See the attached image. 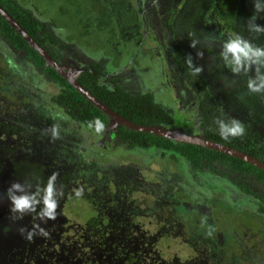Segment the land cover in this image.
Instances as JSON below:
<instances>
[{
	"label": "rangeland",
	"instance_id": "1",
	"mask_svg": "<svg viewBox=\"0 0 264 264\" xmlns=\"http://www.w3.org/2000/svg\"><path fill=\"white\" fill-rule=\"evenodd\" d=\"M139 1L142 6L141 14L145 20L150 21L149 26L161 41L160 45L162 46L165 42L168 47L178 44L179 49L183 51L181 52L184 60L190 53L194 63L203 67L200 74L201 76L205 75L206 80H209L213 85L210 92L212 97L218 99L219 103L224 106L221 112H227L232 117H239L240 120L249 119L264 135V94H248L247 90L240 89L242 77H234L223 66L218 55L222 42L225 40L224 37L227 38V34L219 29L233 25V21H236L235 25H237L240 19L239 14L243 15L246 20L252 14L250 11V5H253L251 0ZM228 11L231 14L230 20L224 23L220 22L222 18L228 19ZM260 21L264 24V19H258V23ZM167 22H171L173 30H176L173 32V36ZM240 25H242L241 31H244L243 22ZM129 28L126 22L122 23L120 29L118 27L112 31L113 34L108 33L103 37L100 35L99 43L103 45L104 50L106 48L110 52L118 50V54L123 56L133 47L129 35L123 38L124 34L129 33ZM145 31L142 33L146 34ZM189 33H194L195 38L199 40L197 48L189 47ZM145 42L152 43L154 39L147 38ZM203 46H206V54L202 58L197 57L196 52L203 51ZM19 58L21 56L10 55L0 45V104L2 106L0 115L2 114V118H7L9 120L7 122L11 126L15 125L14 120L12 117L6 116L13 115L14 117L16 109L28 116L31 100L28 94L22 93L19 97L20 90L17 85H19L18 80L20 79H18L17 73L15 74L17 79H14V71H19V65L17 63L15 65L14 62L22 60ZM132 61L139 66L143 81L149 82L152 79V83H156L157 80L164 78V60L162 62L157 56L150 57L141 51ZM177 81L180 83V77ZM184 82L186 83L185 79ZM204 87L209 88L210 83H204ZM238 102H241L240 106H236ZM254 104L257 105L255 110H259L258 113L247 108V105ZM15 107L18 108L15 109ZM38 113L39 111L35 110L34 118L30 117V119L39 118ZM250 116L259 118V120L255 122ZM14 119L17 120L15 117ZM18 122H16L17 127L19 126ZM1 130L3 131L4 127L0 128V132ZM18 130V135H8L4 139H0L4 143H8L7 140L11 143L10 148H6L3 157L0 158V193H3L13 181L27 180L34 186L43 185L53 172L64 171L65 165L69 166V170L76 176L70 179V188L68 189H65L66 181L57 183L58 187L62 186L63 188V196L57 209V219L42 225L50 232V236L48 238L35 237L32 243L24 240L18 232L21 225L31 226L32 217L25 216L22 221L14 223L9 216V202L0 196V264H136L135 261L138 264H170L167 260H172L176 264H190V240L196 243L202 242L201 246L205 248L200 247L199 252L205 256L206 261L211 262V258L220 251V248H225L224 252L227 250L238 252L239 250L232 232H228L230 236L227 235V238L231 242V246H227L226 243H217V239L221 235L216 231L223 228V231L226 232L227 227H232L234 231H240V223L244 227L250 226L253 231L264 226L262 219L257 220L248 216L242 208L234 210L238 205L228 201V194L224 190L212 193L219 196L214 199V204H211L210 197H204V200L212 207L210 215L215 228L213 231L207 228L205 225L207 222L202 219L203 216L183 209V207H190V202L196 199L191 193L189 194L192 190L191 187H189L190 190L187 188L177 190V193L169 195L161 206L154 209L156 196L153 195L155 194L149 193L142 196L143 194L140 193L143 182L133 183V179L129 178L128 182L122 183L120 171L117 172V176L115 174L107 176L101 170H94L92 167L86 168V163L85 168L75 169L72 159L73 152L77 156L78 142L74 143L72 140L65 147L59 141L57 146L58 139H56L57 144L54 143L55 146L50 148V154H42L37 145L29 144L26 141L25 136H29V134L25 135L20 128ZM67 130L70 131V127ZM49 141L50 143L54 142L50 137ZM24 144L25 148L22 149ZM118 149L122 150V148ZM86 151L83 149L81 154L83 155ZM22 152L26 153L25 156L19 157ZM42 157L47 159V166L40 160ZM137 157L145 160L143 156L136 155H132L131 159L134 160ZM17 159L20 166L16 165ZM159 160L163 161V158L158 157L157 160L145 163L153 164L152 168H146L147 175L151 178H156L155 170L159 167L157 166ZM164 162H166L163 166L165 171L179 168L172 164L173 161H170V158L165 157ZM204 167L214 168L216 175H224L231 182L236 180L230 175H225L226 165L218 163L216 160L208 162ZM67 173H69L68 170L63 172V175H67ZM77 192L80 195H76ZM172 198L176 199L172 200ZM178 202L180 206H183L179 212L174 210ZM137 209H141L143 214L136 216ZM161 210L163 212L160 216L165 224L170 225V232L162 221L154 218ZM196 216H199L197 220ZM87 218L94 219L88 221ZM190 226L198 234L190 235ZM204 230H208L210 233L204 234ZM261 231L263 232V229L257 234ZM122 249L126 250L120 251ZM117 254H119L118 257L115 256ZM129 254L134 255L133 262L129 261ZM139 254L142 257H139ZM113 255L114 258L109 263Z\"/></svg>",
	"mask_w": 264,
	"mask_h": 264
},
{
	"label": "flooded vegetation",
	"instance_id": "2",
	"mask_svg": "<svg viewBox=\"0 0 264 264\" xmlns=\"http://www.w3.org/2000/svg\"><path fill=\"white\" fill-rule=\"evenodd\" d=\"M138 10L141 12L142 6ZM250 11L253 13L252 7ZM43 15L44 14H42V16ZM43 20L46 21L45 28L50 31L42 34V41H38L33 36L32 37L48 52L55 64L58 65L62 71L72 75V77L81 84L86 76H92H90V74L84 75V71H88L90 73H95L94 77L99 84H106L108 87L119 84L126 91L135 95L149 92L156 101L160 102L166 108L168 113L174 115V119L170 122L160 121L161 123L159 122L160 124L158 125L164 126L165 124H174L189 132L205 136L204 127L200 125V121L202 120V116L205 115V112L203 108L199 106L197 99L199 96L196 92H198V89H201L200 93L202 95L211 94L210 91H212L213 85L209 80H206L205 75L201 76V74L197 76L199 82L197 84L195 83L196 86L190 82L187 72L188 66L182 55L183 51L179 49L178 44L173 47H168V45H166L167 42H165L161 46V41L156 37L151 26H149V20H146L147 23L142 31L144 32L146 30V34L141 33L129 37L131 42H133V47L123 56H121L120 53L118 54V50H112V52H110L108 48L104 50L103 45L99 43L100 35L103 37V35L109 33L106 30L107 28H103L102 30L99 29L98 31L94 29L90 33H81L78 31V28V32L74 31L72 37L71 32L68 33V31H66V27L63 28V26H61L62 28L59 29L58 25L49 23L48 18H44ZM125 22L127 24L129 23L128 18L124 20V23ZM167 26L173 36V32L176 30H173L174 27L171 22L168 23ZM42 30H44V28ZM112 31L111 33L113 34L114 32ZM125 36L128 37V34H124L123 38H126ZM147 38L154 39V42H145ZM26 43L29 44L28 42ZM0 45L3 46L10 55L16 57L21 56L19 59H22L19 61L14 59L16 61L14 64L16 65L17 63V65H19V71H14V75L17 73L18 79L21 80H18V89L20 90L19 97L23 93L24 95L28 94L31 98L28 116H33H25V114L16 109L18 107H15L14 117L21 119L18 123L19 126L22 127V130H24L26 126L31 128L33 133L27 137L25 136L29 144L31 143L32 145L38 146V143H42L43 138L44 142L42 145L47 146L48 143H50V136L45 134L46 130L53 125H58L61 135L57 140L58 144L54 141L57 146L59 145V141L62 142V145L65 147L67 143H71L72 140L74 143L78 142L77 156L73 152L72 159L74 160L75 169L85 168L86 166V168L92 167L94 170L103 171L107 176L113 174L117 176V172L120 171L122 174V183L128 182L129 178L133 179V183L140 184L143 182L142 191L140 193L143 194L142 196L149 193L155 194L153 195L156 196V207L154 206V209L161 206V204L168 199L167 197L169 195L177 193V190L183 188L190 190L189 187H191L192 190L189 194L191 193L193 196L196 192V199L190 202V207L180 206L178 202L174 210L179 212L183 207L184 210H190L191 213H198L199 216H203L202 219L207 222V224H205L207 228L213 231L215 228L212 225V217L210 215L212 211L211 204H214V199L219 198V196L212 193H219L221 190H224V192L228 194V201L238 205L234 210L242 208L248 216L254 219L256 218L257 220L262 219L264 223V196H261L264 194L262 176L258 177L253 171L250 172L248 170H235L230 168L229 170L231 172L226 170L225 175L236 178L234 182H231L224 175H216L214 168L208 169L204 167L205 164L203 163L192 166L190 159L185 158L178 152L170 151L168 148L159 145H141L138 141H134L130 144L131 140L119 134L120 124H114V126L108 127L110 116L98 107L97 108L106 116L108 122L105 123L106 128L103 135L97 136L94 131L88 128V123L93 120L91 118H82L78 116L76 112H73L69 108L67 99L58 96V93H60L67 84L77 90L61 73L50 65V63H47L30 44L29 45L34 49L36 54L25 49L23 46H17L3 33H0ZM141 51L150 55V57L157 56L161 61L164 60V62L162 61L164 63L163 79L157 80L156 83H152V79L149 82L141 79L140 68L132 61V59L137 56V53ZM179 54H181L185 66L181 65L178 61ZM36 55H39L42 60ZM50 68H52L55 73L52 72ZM17 76L15 75L14 79H17ZM179 77L180 83L177 81ZM204 83H210V87H204ZM82 85L84 86V84ZM88 90L92 93L90 89ZM92 94L102 100L97 94ZM173 104L181 106L182 111L175 109ZM1 107L0 104V110H2ZM35 110L39 111L38 114L40 117L31 120L30 117L34 118ZM206 111L212 122L217 117L219 118L217 112L211 111L210 109H206ZM6 117L14 118L13 115ZM250 118L255 122L259 120V118H254L252 116H250ZM0 119H2V114L0 115ZM4 119L7 120V118ZM27 123L30 124L28 125ZM19 126L17 128H19ZM68 127H70V131L67 130ZM28 132L30 133V130ZM18 133V129L11 131L9 134L2 133L0 134V139H4L8 135H18ZM2 142L3 141H0V158L3 157L5 151L4 146L1 145ZM117 147L122 148V150ZM24 148L25 144L22 149ZM83 149L87 151L82 155ZM47 151L46 153L50 154L49 147ZM171 152H173L175 156H171ZM25 154L26 153L22 152L19 157L25 156ZM131 154L143 156L145 160L139 157L133 160L131 159ZM158 157L163 158V161H161V159L159 160L160 162L157 163L159 167L155 170L156 178H151L147 175L148 170L146 168H152L153 164L151 163L148 165L145 163L157 160ZM165 157L168 159L170 158V161H173L172 164L177 165L179 168L165 171L163 168L164 164H166V162H164ZM40 160L47 166L46 158L42 157ZM48 160L50 161V159ZM85 163L87 164L86 166ZM67 170L69 173L63 175V172ZM58 176H61L57 177L60 178L58 182L62 183L66 181L67 185L65 189H68L70 188V179L76 176V174L69 170V166L65 165L64 171L58 172ZM62 177L67 179L63 180ZM205 196L211 198V204L204 200ZM174 199L176 198H172V200ZM162 212L161 210L155 217L160 216ZM136 213V216L143 214L141 209H137ZM199 216L195 217L196 220ZM240 225V231H234L232 227H227L226 232L223 231V228H221L222 230L216 231L217 234L221 235V237L219 236L220 238L217 239V243H226L227 246H231V242L228 240L227 235H229L228 232H232L237 242L238 252L233 250L224 252L226 251L224 250L225 248H220V251L211 258V262H208L205 256L199 252V250H201L200 247L205 248L201 246L202 242L196 243L190 240V264H264V226L258 227L256 231H253L250 226L244 227L242 223H240ZM261 229H263V232L261 231V233L257 234ZM203 233L207 234L210 232L204 230ZM194 234L198 233H195L194 228L190 226V235ZM213 244L215 245V243ZM215 257H218V259H215Z\"/></svg>",
	"mask_w": 264,
	"mask_h": 264
},
{
	"label": "trees",
	"instance_id": "3",
	"mask_svg": "<svg viewBox=\"0 0 264 264\" xmlns=\"http://www.w3.org/2000/svg\"><path fill=\"white\" fill-rule=\"evenodd\" d=\"M0 4L15 17V19L27 30L28 33L31 34V36H33L38 41H42L41 36L44 32L50 31L45 28L46 21L43 20L44 18H48L49 23L58 25L59 29L62 28L61 26H63V28L66 27V31H68V33L71 32L72 37L73 32L77 31L78 28V31L81 33H90L94 29L98 31L99 29L102 30L103 28H107L106 30L111 33L112 30H116L118 27L120 29L122 27V23H124V20L127 18L129 20L127 25L130 27L128 35L129 37H133L135 35L141 34L144 26L147 23L141 12L138 10L141 7L139 0H0ZM237 7L239 6L237 5ZM250 7L253 8V5H250ZM42 14L44 15L42 16ZM227 15L228 19L226 20V18H222L220 19V22L224 23L229 21L231 18L229 11ZM239 16L240 19L237 25H235L236 21H233V25L228 26L229 28L226 27L225 29H219L221 32L224 31L227 34V38L224 37V39L226 40L236 34H239L245 38L253 40V42L256 44L264 45V36L254 39V34L249 33L245 27L246 20L244 19L243 15L239 14ZM242 22L244 31H241L242 25H240V23ZM260 23L262 24L263 22L260 21ZM43 28L44 30H42ZM0 33H3L17 46H23L25 49H28L30 52L36 54L34 49L26 43L24 38L6 21L4 17H2L1 14ZM203 53L206 54V46H203ZM36 56L42 60L39 55ZM178 61L181 65L185 66L184 60L181 58V54L178 55ZM50 69L55 73L52 68ZM187 72L190 82H192L194 85L195 83L197 84L199 82L198 77L193 76L191 74V70L188 67ZM89 74L92 76L87 77L86 75ZM250 74L252 75L253 73ZM84 75L86 76L85 80H82V84H84V86L90 89L92 93L97 94L109 106L132 121L145 124H160V121L170 122L172 119H174V115L168 113L166 108L160 102L156 101V99L153 98L149 92L135 95L126 91L119 84H115L113 87H108L106 84H99L94 77L95 73L84 71ZM241 77L240 83L242 84L240 89L247 90L245 84L247 77L242 75ZM200 90L201 89H198V92L196 93H198L199 96L197 97L199 106L203 108L205 112V115L202 116V120L200 121V125L204 127L205 136L230 146L243 149L246 152L264 160V135L261 134L260 130L256 126H254L256 124L253 122V125L249 119L240 120L239 117H232L231 114L222 111L225 113L223 114L221 109H224V106L219 103L218 99L216 100L211 94L202 95ZM58 96L67 99L69 108L73 112H76L78 116L82 118H91L92 120L99 118L104 123L108 122L102 111L95 107L87 100V98H85L69 84H67V86L64 87L60 93H58ZM239 100L241 101V99ZM241 102H238L236 106H240ZM256 106L257 105L255 104L247 105V108L258 113L259 110H255ZM206 109L217 112L219 118L217 117L212 122L210 120L211 118L208 117ZM233 118L239 120L244 125L245 134L240 137L229 138L227 141L222 140L218 135V126L216 124V120L224 119L225 121H229ZM13 120L15 125L11 126V124L7 122L9 120H5L4 118L0 119V128L4 127V130H1L0 134H9L11 131L18 129L16 122H20L21 119L17 118V120H15L13 118ZM27 124L29 125L30 123ZM9 126H11V128H9ZM19 128L22 129L21 126H19ZM29 130L30 133L28 132ZM119 131L121 136L131 140L130 144H132L134 141H138L141 145L150 144L168 148L170 151L178 152L185 158L190 159L192 166H197L202 163L206 165L208 162L217 160L219 162H223V164L226 165V170L228 172H231L229 170L230 168L235 170H248L250 172L253 171L258 177H263L264 184V170L235 155L209 148L194 142L175 140L146 130H136L123 124L119 125ZM22 132L25 135H30L33 133L31 128L28 126L24 127ZM7 142L8 143H1L5 150H7L6 148H10L11 145L8 140ZM43 142L44 141L42 138V143ZM42 143H38L41 153H46L48 152V147L50 149L51 147L55 146V142L48 143L47 146H43ZM170 155L175 156L173 152H171ZM18 163L19 162L17 159L16 165L20 166ZM62 179L64 180L65 178L62 177ZM58 181H60V178H57V183H59ZM261 196H264V194ZM193 197L196 198L195 195H193ZM154 218L162 221L168 230L171 228L168 223L165 224V221L161 218V216ZM93 219L94 218H87L88 221ZM124 250L126 249H122L120 251ZM118 255L119 254L115 256L118 257ZM138 256L142 257L140 254ZM113 258L114 255L109 263H111ZM128 259L130 262H133L135 260L134 255L129 254ZM167 262L170 264H176L173 263L172 260H167ZM135 263L138 264L137 261H135Z\"/></svg>",
	"mask_w": 264,
	"mask_h": 264
},
{
	"label": "clouds",
	"instance_id": "4",
	"mask_svg": "<svg viewBox=\"0 0 264 264\" xmlns=\"http://www.w3.org/2000/svg\"><path fill=\"white\" fill-rule=\"evenodd\" d=\"M253 13L246 18L245 27L249 33L254 34V39L264 36V24L257 23L258 19H264V0H252ZM189 47L197 48L199 40L194 33H189ZM203 51H197L196 56L202 58ZM219 58L223 66L227 68L233 76L247 77L245 84L248 94H264V45L256 44L253 40L245 38L239 34L224 40L219 52ZM185 62L191 70L193 76H199L203 67L196 65L192 55L189 53L185 57ZM253 73L252 75H249ZM218 135L222 140L236 138L245 134L244 125L237 119L229 121L217 119ZM88 128L95 132L97 136H102L106 125L95 118L88 123ZM46 135L51 140L60 138V128L53 125L46 130ZM58 173L53 172L43 185H33L31 182L13 181L0 196L9 202V216L15 223L22 221L25 216L32 217L30 227L21 225L18 232L21 237L32 243L35 237L48 238L50 232L43 227L48 221H55L58 216L57 209L59 201L63 196L62 186H57ZM76 195H80L79 192Z\"/></svg>",
	"mask_w": 264,
	"mask_h": 264
},
{
	"label": "water",
	"instance_id": "5",
	"mask_svg": "<svg viewBox=\"0 0 264 264\" xmlns=\"http://www.w3.org/2000/svg\"><path fill=\"white\" fill-rule=\"evenodd\" d=\"M0 14L13 28H15V30L25 39L26 42H28L42 56V58L47 63H50V65H52L59 73H61L64 78L69 81L70 84H72L85 98H87V100H89L92 104H94L96 107L100 108L106 114H108V116H110V123L108 127H112L114 126V124H123L129 128H133L136 130H146L172 139L194 142L203 146H207L209 148L235 155L264 170V161L262 159L240 148L230 146L223 142L202 136L198 133L189 132L184 128L175 126L174 124H165L163 126L158 124L139 123L128 119L124 115L109 107L98 97L93 95L86 87L76 81L72 77V75L62 71L61 68L55 64L54 60L48 54V52L44 50L38 42L35 41L31 34L28 33L27 30L15 19V17L10 12H8L1 4ZM173 107L175 109H178L179 111H182L181 106L173 104Z\"/></svg>",
	"mask_w": 264,
	"mask_h": 264
}]
</instances>
